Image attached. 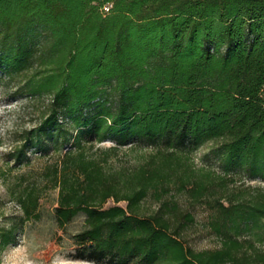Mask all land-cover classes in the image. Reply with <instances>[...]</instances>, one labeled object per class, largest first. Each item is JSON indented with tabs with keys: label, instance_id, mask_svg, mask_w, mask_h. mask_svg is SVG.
<instances>
[{
	"label": "trees",
	"instance_id": "16d2710c",
	"mask_svg": "<svg viewBox=\"0 0 264 264\" xmlns=\"http://www.w3.org/2000/svg\"><path fill=\"white\" fill-rule=\"evenodd\" d=\"M0 67L47 101L0 152L17 222L55 189L56 227L81 218L72 259L264 264V187L228 176L264 182V0H0ZM206 143L221 173L186 166ZM194 203L212 247L186 241Z\"/></svg>",
	"mask_w": 264,
	"mask_h": 264
},
{
	"label": "rangeland",
	"instance_id": "374dc122",
	"mask_svg": "<svg viewBox=\"0 0 264 264\" xmlns=\"http://www.w3.org/2000/svg\"><path fill=\"white\" fill-rule=\"evenodd\" d=\"M14 81L7 78L4 69L0 67V132L3 135V146L0 148L1 163L12 162L7 155L11 144L10 132L15 128L28 127L42 113L46 104V97L27 100L15 88ZM208 143L186 152L184 159L186 166L195 173L212 171L221 173V167L216 156L210 152ZM235 184L264 187V182L258 178L239 177L232 172L228 173ZM2 178L0 175V227H7L12 222L18 223V234L15 241L0 250V264H96L86 260L72 259L68 256L71 251L69 233L78 229L81 218L67 227L66 234L58 229L52 216V208L56 204V190H48L40 199L41 216L36 220H23L18 206L3 193ZM188 200H186V205ZM108 201L106 205H110ZM124 204V203H121ZM194 214L195 225L192 231L186 234V241L195 248L212 247L216 244V237L206 227L208 207L203 203H194L191 208ZM61 235V240L57 237ZM264 247V245H263Z\"/></svg>",
	"mask_w": 264,
	"mask_h": 264
},
{
	"label": "built area",
	"instance_id": "2783aa9c",
	"mask_svg": "<svg viewBox=\"0 0 264 264\" xmlns=\"http://www.w3.org/2000/svg\"><path fill=\"white\" fill-rule=\"evenodd\" d=\"M109 8H110V5L109 4H106L103 7V11L107 12L109 10Z\"/></svg>",
	"mask_w": 264,
	"mask_h": 264
}]
</instances>
